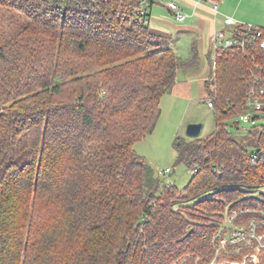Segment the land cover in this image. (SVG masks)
Listing matches in <instances>:
<instances>
[{
    "label": "trees",
    "instance_id": "obj_1",
    "mask_svg": "<svg viewBox=\"0 0 264 264\" xmlns=\"http://www.w3.org/2000/svg\"><path fill=\"white\" fill-rule=\"evenodd\" d=\"M139 3L0 0V264H232L249 252L258 262L245 264H264V247L217 253L215 238L263 217L264 125L244 141L227 120L264 110L246 106L264 85V49L220 51L207 82L215 127L179 137L178 162L193 169L179 189L135 144L200 54L196 43L178 54L144 22L154 2L145 15Z\"/></svg>",
    "mask_w": 264,
    "mask_h": 264
},
{
    "label": "rangeland",
    "instance_id": "obj_2",
    "mask_svg": "<svg viewBox=\"0 0 264 264\" xmlns=\"http://www.w3.org/2000/svg\"><path fill=\"white\" fill-rule=\"evenodd\" d=\"M154 5L152 7V21L155 18L160 19H170L175 20L174 15L166 7V3L170 0H153ZM232 5L228 4L230 7H238L240 13H243L247 19L256 21L254 22H243L247 24H259L264 26V0H230ZM152 26V24H151ZM153 27V26H152ZM168 34V33H166ZM170 34V33H169ZM172 38H170L171 40ZM178 43L179 54L183 58H188L191 55V41L188 36H181ZM179 106H182L180 104ZM264 108V106H261ZM184 109V108H183ZM181 107L178 112L173 116L174 118H168V115L160 117L158 124L152 134L147 135L144 139L136 142L135 149L137 153L143 156L148 164L152 167L155 175L160 178L164 183L175 184L179 189H183L191 180L193 176V169L188 167L185 163L178 162V152L176 144L179 137L184 139H190L187 135V126L193 122H203L205 128L203 129L201 136H206L213 131L215 127V113L214 110L207 107L206 103L202 100L195 103L190 109V114L187 118L181 120L182 110ZM253 116H258L256 119H252ZM228 124L230 131L246 141L249 140V136H246L248 131L254 129L255 127H260L264 125V110H248L243 114H238L236 116H230L228 118ZM238 124V125H237ZM170 168V172L162 174L161 171ZM255 192L257 194H264V185L257 186ZM245 210H251L250 208H242L240 210H235L238 212L239 218ZM247 211V212H248ZM254 212L261 213L264 216V211L261 209L253 210ZM233 214V213H232ZM247 222V221H246ZM254 222H259L257 219H252L250 222L241 224L252 225ZM229 225V224H224ZM229 228L233 226L229 225ZM260 233L262 232L261 227L259 228ZM221 232V231H219ZM218 232V234H219ZM230 233V231H229ZM228 234V232H227ZM263 235V233L261 234ZM225 242V241H224ZM256 258V256H255ZM257 259V258H256ZM246 262V261H245ZM258 262V260L253 261ZM231 264V263H230ZM235 264V262H232ZM245 264V263H242Z\"/></svg>",
    "mask_w": 264,
    "mask_h": 264
},
{
    "label": "crops",
    "instance_id": "obj_3",
    "mask_svg": "<svg viewBox=\"0 0 264 264\" xmlns=\"http://www.w3.org/2000/svg\"><path fill=\"white\" fill-rule=\"evenodd\" d=\"M182 7L186 18L183 21L160 19H151L150 24L158 30L170 33L176 38L175 48L179 54L178 41L181 36H188L193 46L196 43L200 54V65L195 70L178 72V78L172 89L163 95L161 100L162 113L161 117L168 115L172 119L178 109L181 107L182 116L181 120L188 117L190 109L195 106V103L202 100L206 103L209 96L207 89V82L214 80L215 75V45L212 37L216 30L227 29L230 30L231 26L224 23V17L230 16L240 23L243 22H256L247 19L243 13H240L238 7H230L232 5L230 0H219L218 10H215L213 5L209 2H201L199 0H176ZM153 7V6H152ZM167 9L174 15L173 11L167 6ZM152 15V8L150 10ZM175 18V17H174ZM256 25H259L256 23ZM191 46V50H192ZM210 83V84H211ZM212 88L214 84H211ZM182 104V106H179ZM211 108V107H209ZM213 109V108H211ZM205 128V125H204Z\"/></svg>",
    "mask_w": 264,
    "mask_h": 264
},
{
    "label": "built area",
    "instance_id": "obj_4",
    "mask_svg": "<svg viewBox=\"0 0 264 264\" xmlns=\"http://www.w3.org/2000/svg\"><path fill=\"white\" fill-rule=\"evenodd\" d=\"M201 2H209L213 5L215 10H218V1L216 0H199ZM154 2L153 0H140L137 12L140 15H145L148 11L149 6ZM167 6L173 11L174 17L177 21H183L186 18L182 7L176 0H170L167 3ZM151 16L145 17L144 22L150 23ZM224 23L230 25V30L227 29H218L214 33L212 40L215 45V56L217 57L222 50H233L238 49L246 51L250 46H258L261 49H264V28L255 24L240 23L230 16L224 17ZM259 69L260 66L256 65ZM257 78H264L259 75H256ZM264 85L258 89H252L250 94L246 99V106H249L251 109H260L261 106H264ZM207 104L209 107L214 108L213 98L207 99ZM196 171L197 169L194 168ZM170 172V168L167 167L161 171L162 174ZM245 210L244 212H247ZM233 213V214H232ZM229 215V220L238 216L237 211H233ZM257 219V218H254ZM259 222H254L252 225H238L231 229L227 227L223 228L215 238L219 241V253L221 250H226L228 253H238L242 250L243 246L248 248H253L255 245L259 247H264V216L260 219H257ZM261 227L262 232L260 233L259 228ZM230 231V233H229ZM228 232V234H227ZM263 233V235H261ZM225 241V242H224ZM231 248H234L231 251ZM218 255V254H217ZM256 256V258H255ZM258 260V255L255 252H249L246 255V262ZM235 262V264L246 263ZM173 264H187V259H181L176 261ZM215 264V263H214Z\"/></svg>",
    "mask_w": 264,
    "mask_h": 264
},
{
    "label": "water",
    "instance_id": "obj_5",
    "mask_svg": "<svg viewBox=\"0 0 264 264\" xmlns=\"http://www.w3.org/2000/svg\"><path fill=\"white\" fill-rule=\"evenodd\" d=\"M203 129H204L203 122H193L188 124L186 131H187V135L190 138H198L201 137Z\"/></svg>",
    "mask_w": 264,
    "mask_h": 264
}]
</instances>
